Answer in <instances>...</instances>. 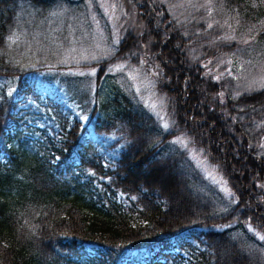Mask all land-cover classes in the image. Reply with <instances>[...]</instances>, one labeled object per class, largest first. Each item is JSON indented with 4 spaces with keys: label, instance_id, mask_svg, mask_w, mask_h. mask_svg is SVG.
<instances>
[{
    "label": "trees",
    "instance_id": "trees-1",
    "mask_svg": "<svg viewBox=\"0 0 264 264\" xmlns=\"http://www.w3.org/2000/svg\"><path fill=\"white\" fill-rule=\"evenodd\" d=\"M56 1L0 0V264H264V88L205 66L264 42V0H117L140 27L87 80L19 60ZM141 59L168 129L111 83ZM176 138L220 172L228 210Z\"/></svg>",
    "mask_w": 264,
    "mask_h": 264
},
{
    "label": "rangeland",
    "instance_id": "rangeland-1",
    "mask_svg": "<svg viewBox=\"0 0 264 264\" xmlns=\"http://www.w3.org/2000/svg\"><path fill=\"white\" fill-rule=\"evenodd\" d=\"M199 1L207 9L212 2ZM48 12L42 27L29 23V32L34 35L32 38L37 46L28 44L19 60L26 66L44 67L48 71L86 80L95 74V62L109 59L124 34L140 27L132 9L117 0H60L51 5ZM214 23H218L217 20ZM235 28L234 23V33ZM17 38L15 40L19 41ZM246 40L248 38L243 41ZM252 50L229 55L220 61L209 60L205 64L207 74L216 81L248 76L251 81L264 84V42ZM125 68L119 63L109 69L110 79H113L111 83L115 81L124 91H131L161 126L168 129L170 122L165 113L164 99L154 88L153 68L142 59L137 66ZM144 69H148V74L142 72ZM171 149L185 154L186 163L203 180L202 190L211 196L217 209L225 211L234 204L233 193L220 172L185 138L174 139Z\"/></svg>",
    "mask_w": 264,
    "mask_h": 264
},
{
    "label": "snow or ice",
    "instance_id": "snow-or-ice-1",
    "mask_svg": "<svg viewBox=\"0 0 264 264\" xmlns=\"http://www.w3.org/2000/svg\"><path fill=\"white\" fill-rule=\"evenodd\" d=\"M208 27H212V25L210 24V25H208ZM94 71L95 70H93V72ZM261 87L264 88V84H262ZM165 127H167V125H165ZM174 143H175V141H174ZM185 147H187V145H185ZM260 147L264 148V144H261ZM249 231H252L251 226H249ZM258 238L261 240H264V235H260Z\"/></svg>",
    "mask_w": 264,
    "mask_h": 264
}]
</instances>
